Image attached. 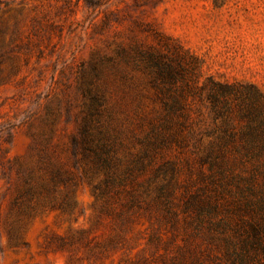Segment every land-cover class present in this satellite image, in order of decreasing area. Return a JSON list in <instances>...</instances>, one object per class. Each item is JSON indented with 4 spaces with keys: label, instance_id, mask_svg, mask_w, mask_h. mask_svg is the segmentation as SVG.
I'll list each match as a JSON object with an SVG mask.
<instances>
[{
    "label": "rangeland",
    "instance_id": "obj_1",
    "mask_svg": "<svg viewBox=\"0 0 264 264\" xmlns=\"http://www.w3.org/2000/svg\"><path fill=\"white\" fill-rule=\"evenodd\" d=\"M120 49L153 51L182 74L174 87L188 91V121L211 125L199 95L206 76L253 84L264 95V0H0V264H182L190 261L189 250L205 248L184 233L183 186L193 190L195 174L175 148L162 151L180 169L171 186L179 212L174 224L143 208L120 217L125 192L96 197L72 165L68 144L84 80L93 78L135 124L160 111L146 70L120 60ZM233 115L238 134L235 108ZM29 130L43 134L35 142ZM40 147L46 163L74 178L13 202L14 166L33 168L35 182L46 181L36 170ZM257 167L264 172V165ZM257 183L263 189L264 173ZM211 249L205 263L221 255Z\"/></svg>",
    "mask_w": 264,
    "mask_h": 264
},
{
    "label": "trees",
    "instance_id": "obj_2",
    "mask_svg": "<svg viewBox=\"0 0 264 264\" xmlns=\"http://www.w3.org/2000/svg\"><path fill=\"white\" fill-rule=\"evenodd\" d=\"M182 51L197 63L193 53ZM37 52L40 54L39 49ZM117 56L146 70L160 111L135 124L118 104L109 102L93 78L84 80L80 86L84 100L68 144L72 165L81 168L96 197L125 192L120 217L143 208L158 212L159 222L174 224L179 212L173 210L171 186L180 169L175 166L178 160L162 157V151L175 148L184 155L181 160L186 171L195 174L190 183L196 187L189 190L183 186L185 199L180 213L184 214V233L205 243L198 253L189 250L190 261L182 264H264V187L257 183L264 173L257 167L264 165V95L253 84L229 83L208 75L199 86V95L212 123L206 125L202 119L191 122L184 101L188 91L174 87L182 74L153 51L135 49L128 53L120 49ZM91 69L93 77H98L95 67ZM234 108L238 134L233 132ZM220 128V133L216 132ZM42 134L28 132L35 142ZM42 150L40 147L36 170L46 174V181L35 182L33 168L14 166L17 182L13 202L31 198L43 189L48 193L57 184L73 180L74 176L60 167L46 163ZM144 173L148 176L138 182ZM211 248L221 255L205 263ZM167 264L179 263L173 259Z\"/></svg>",
    "mask_w": 264,
    "mask_h": 264
}]
</instances>
